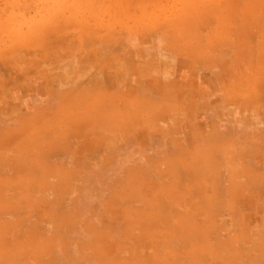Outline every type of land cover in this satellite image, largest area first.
<instances>
[{"label": "crops", "instance_id": "0c3cea01", "mask_svg": "<svg viewBox=\"0 0 264 264\" xmlns=\"http://www.w3.org/2000/svg\"><path fill=\"white\" fill-rule=\"evenodd\" d=\"M189 1L78 39L54 83L0 77V264H264V2L239 38ZM191 13L200 42L171 48Z\"/></svg>", "mask_w": 264, "mask_h": 264}, {"label": "rangeland", "instance_id": "374dc122", "mask_svg": "<svg viewBox=\"0 0 264 264\" xmlns=\"http://www.w3.org/2000/svg\"><path fill=\"white\" fill-rule=\"evenodd\" d=\"M200 1L191 0L186 4L194 8ZM212 1H216L228 12L231 7L238 11L233 14L238 19L236 28H240L239 38L243 37V19L249 18V15H253L252 21L255 24L249 30L262 31L261 6L264 0ZM175 6L181 12L183 0H0V77L4 76L2 84L14 85L17 81L21 85L32 78L31 74L39 73L47 74L51 83H54L59 77L56 72L58 67H62V64L64 68L69 67L67 62L61 63L58 59L75 49L78 39L81 38L84 43L86 39L93 40L92 42L100 40L106 46L112 47L114 38L124 39L132 35L136 37L139 33L150 31L136 29L131 24L149 22L154 7L160 10L161 20L173 21L174 25L182 22L185 18L183 13H178L175 9L173 13L164 11L166 7L172 10ZM187 15L192 18V26L159 30L166 36H174L175 41L169 42L171 48L178 50L188 47L192 50V44L197 45L200 42L199 14Z\"/></svg>", "mask_w": 264, "mask_h": 264}]
</instances>
